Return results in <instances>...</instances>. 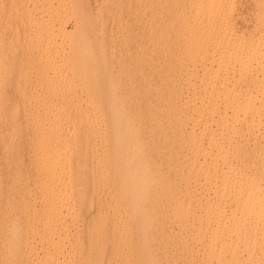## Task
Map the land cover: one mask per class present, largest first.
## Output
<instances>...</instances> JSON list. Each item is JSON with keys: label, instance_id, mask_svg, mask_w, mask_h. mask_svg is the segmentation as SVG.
<instances>
[{"label": "bare ground", "instance_id": "bare-ground-1", "mask_svg": "<svg viewBox=\"0 0 264 264\" xmlns=\"http://www.w3.org/2000/svg\"><path fill=\"white\" fill-rule=\"evenodd\" d=\"M142 1L128 88L100 76L113 29L94 4L67 8L73 37L46 7L47 38L22 44L20 99L0 101V264H264V0ZM33 64L43 88L20 89Z\"/></svg>", "mask_w": 264, "mask_h": 264}, {"label": "rangeland", "instance_id": "rangeland-1", "mask_svg": "<svg viewBox=\"0 0 264 264\" xmlns=\"http://www.w3.org/2000/svg\"><path fill=\"white\" fill-rule=\"evenodd\" d=\"M133 1H135V2H133ZM140 1H141V3L143 2L142 0H0V72L2 73V70L4 68L7 69V72L5 74H3V73L0 74V101H2V102L5 103V106H6L7 110H8V109H10L11 103L17 102L20 99L19 93L16 94L17 91H18V89L17 88H14V86H15L14 84L16 82H19V80H20V77H17V75L18 76H21V75H19L20 73H18L19 71H18V67H17V63H16L17 61L15 60V57L19 56V54L22 55L21 54L23 52L21 50V48L23 46L22 44L26 42V40L28 39V37H30V39H28V40H31L32 38L34 39V37H32V34L33 33H35V35H36L37 32H38V34L41 35V37L45 35L42 38H45V39L47 38V36H46L47 34H45V31L40 30V29H39L40 31H37L38 29H36L35 26H34V24L36 25L35 22L38 21L37 22V24H38V23H42V19L43 18H44V21H45V19L46 20L49 19L48 18V14L49 13L46 14V12L48 11V9H49V12H50V9H52V8L55 9L56 8L55 11L56 12L58 11L59 13H57L56 18H54V16H52V18L54 20L51 18L53 20V21H51L52 22L51 23V26L52 27H55V29H52V30L54 31L58 27H60V28L65 29V31H67L66 32V35L67 36H69V35L71 36L72 35L71 37H73L76 34L75 33L76 32V29H75L76 28V26H75L76 25V23H75V17H73L71 14H69V10L68 9H70L72 7H76V6L77 7L78 6L81 7V6H83V5L87 4V3H89L91 5L94 4L96 6L95 8H99V12H98L99 14H100V11H101V16H98L97 19L95 20V21H97V23L104 24L106 21H109L110 19H112L109 22H110V24L112 26L111 29H113V30H111L110 33H108L106 31L107 32V37H108V41L106 40V42H107V47H110L111 51L114 53L115 60H114V63H113V69L111 71L105 70L104 69V66H99L100 76H102V77H108V76L109 77H112L114 74L115 75L117 74L116 77H114V81L118 84L119 89L126 88L129 85L128 84V81L130 80L129 79L130 77H128V75L124 74V71L122 72V70H125L123 68L125 67V65H127V63H129L131 56L133 57L134 54H132V52L135 53V50L136 49H134V48L136 47V42L138 41V39L139 38L140 39L141 38H144V36L141 37L142 35H140V34L137 35L136 33H138L137 31L140 30L139 28L141 27V25L144 22L147 21V18H145V17H143V19H142L141 15L138 14L139 12L136 13V14L139 15L140 18L135 17V16H137L135 14V11L138 8V5H139L138 2L140 3ZM164 1L165 2L167 1L168 2V0H164ZM241 1L242 2L241 3L238 2V4H239V6H240V4H242L241 7H244L245 6L243 8L245 11L248 10V8L249 9H252L251 6H254L253 5V2H252L253 0H249V1L248 0H241ZM243 1H245L244 2L245 5L243 4ZM161 2L163 4V0H160V3ZM94 5H92V6H94ZM134 5H136V6H134ZM57 6H58V9L59 10L57 9ZM246 6L248 8H246ZM46 7H47V10H46ZM133 7L134 8L136 7L134 11H132L133 10ZM114 8H116V9H114ZM54 9H52V10H54ZM45 10H46V12H45ZM129 10L132 11V12H130ZM137 11H139V10L137 9ZM250 11H247L249 14L247 15V17H245L248 20L250 19V17H252V15H250L252 11L251 12ZM129 12L131 13V15L133 13V16H131ZM45 14H46V16H45ZM117 14H118V16H117ZM28 15H29V19H30V22L29 23H27L29 21L27 19ZM49 16H50V14H49ZM20 18L22 20L23 19H25V20H23L21 22H18L20 20ZM33 18H34V20H33ZM23 22H24L25 25L29 24V26L23 25ZM89 23H88V25H89ZM133 24H135V26ZM16 25H17L18 28L15 27ZM139 25H140V27H139ZM25 27H28V28H26L27 31H26ZM84 27L85 28L88 27L87 24L84 25ZM60 28H58V29H60ZM16 29H18V31H19V32L17 31L18 34L16 32ZM28 29H30L29 30L30 32H28ZM32 31H34V32L32 33ZM65 31H64V34H65ZM43 32H44V34H43ZM28 34H30V35H28ZM109 34H112L110 36H113V37L110 38V36H108ZM66 35H64V36H66ZM24 36H27V37H24ZM71 37H64L63 38V35H62V38H61L58 35V36H56V38L53 39V41L55 40L54 41V44H55V42H58L59 43V42H61L62 39H63L62 41H64V40L66 41L68 38H71ZM65 38H67V39H65ZM24 39H25V41H24ZM128 39H130V40H128ZM109 41H111V42L109 43ZM67 42L69 43L70 40L68 39ZM67 42L66 43H64V42L62 43V44H65V45H60L61 43H59V44L56 43L55 44V46L58 45V46H56L57 50L58 51L60 49L61 50L57 54L59 56V58L56 57V55L54 57L55 58V61H54L55 64L54 65H56L58 63H59L58 65H60L62 63V61L65 58V57H62L63 55L64 56H66V55L69 56L68 55L69 54V51L66 49V47L68 48V46H66V45H68ZM60 46H62V48L64 47V51L67 50V53L64 52V54H63L62 48H58ZM129 51H131V53H129ZM127 53L130 54V58L128 57V54ZM30 54H28V55H30ZM28 55L24 56L25 59L24 58H21V59H24L25 61L28 60V59L33 60ZM31 57L34 58L33 53L31 55ZM5 58H6V60H5ZM7 58H8V61H7ZM60 58H61V61L59 60ZM66 59H67V57L65 58V60ZM34 65L36 66V64H33V67L35 68V69L33 68V71L34 72L31 70L32 73H30V76H28L30 79L28 78L24 82H23V80L20 81V85H19L20 89H23V90L26 89L27 90V88H28L30 92H32V91L35 92L34 91V90H36V89H34V88H36L35 86L40 87V88L41 87L43 88L42 85H44V83L42 85L40 84L41 83V79L39 78V75L36 72L37 69H36V67ZM58 65L54 66L55 68L53 66L51 68V66H50V67H48V70L50 68L49 71H53L54 69H57V66ZM63 66L64 65H62V67ZM62 67L61 68L58 67L59 68L58 70H64V69H66L65 66L63 67L64 69ZM49 71L47 72V70H46V72L48 74L50 73L49 75H52V72H49ZM65 71H66L65 74H64L65 77H66V75H70V74H68L69 73V70H68V72H67V70H65ZM62 72H64V71H62ZM32 76L35 77V78L33 79ZM68 77L70 78V76H67V78ZM18 78H19V80H18ZM35 79H36V81H35ZM63 79H61L60 82ZM29 80H30V83H28ZM65 81L66 80H63L64 83H65ZM21 82H23L24 84L23 83L21 84ZM25 84H26V86H25ZM33 84H34V86H33ZM38 84H39V86H38ZM59 84L62 85V82L59 83ZM74 85H75V82H74ZM37 90H39V89L37 88ZM78 90L79 89H77V92H78ZM81 92H78L76 94V96H74V98L76 97L75 99L73 97H71L73 99H70V96L71 95H68V98L70 99V101L69 100H67V101H69L70 103H71V101H72V103L73 102L77 103L76 102L77 99H78V101L81 99L79 102H83L84 103L85 100H86V98L84 96H86V95H84L85 93L83 91H81ZM79 93L81 94V96H80ZM83 99H85V100H83ZM2 124L3 123L0 120V133L4 130V126H2ZM2 157H3V152L0 149V179L1 180H4L7 177V169H6V167H3L1 165V163L3 162L2 161L3 160ZM0 191H5L4 186H0Z\"/></svg>", "mask_w": 264, "mask_h": 264}]
</instances>
